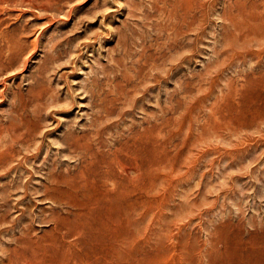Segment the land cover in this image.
<instances>
[{"label":"rangeland","instance_id":"rangeland-1","mask_svg":"<svg viewBox=\"0 0 264 264\" xmlns=\"http://www.w3.org/2000/svg\"><path fill=\"white\" fill-rule=\"evenodd\" d=\"M257 1L3 2L0 264L262 263L264 0ZM111 98L114 135L162 124L163 179L149 184L143 210L135 195L118 202L115 217L128 211L129 224L114 237L95 238L87 226L72 234L52 220L50 208L62 207L46 197L47 177L74 163L64 133L90 129ZM14 127L26 136L14 138Z\"/></svg>","mask_w":264,"mask_h":264},{"label":"bare ground","instance_id":"bare-ground-1","mask_svg":"<svg viewBox=\"0 0 264 264\" xmlns=\"http://www.w3.org/2000/svg\"><path fill=\"white\" fill-rule=\"evenodd\" d=\"M4 1L5 0H0V7ZM244 1L246 2V0ZM119 93L121 94V92ZM119 93L118 95H120ZM113 103H114V98H111L107 102H103L101 104L100 109L98 111V115L96 116L90 129L82 130L80 132H77L76 130H69L64 133L63 139H65L66 141V150H68L70 153H74L73 154L74 156L72 155L71 157V158H75L74 163L71 164L70 162L67 161L68 164L66 165V168L54 167L51 170L50 168L48 169V171L50 170V173L47 177L48 183L46 184V192L45 191L44 192L46 194V197L50 199L49 201H52L53 204H58L60 205L59 207H62L60 209L61 213L58 212L57 214H55L57 209L53 206L52 208H50V210L54 214L52 215L51 212L49 214L52 215V220L54 224L57 226V228L58 226L61 228H66V230H68V232L72 234L80 233L82 229H84L87 226L92 232V234L95 236V238H98L100 236L104 237L107 235L109 236L108 238L114 237L117 230L118 231L125 230L129 224L130 213L128 211H125L124 214H122L123 215L122 217L120 216L118 218L115 217L117 216L116 211L118 210V202L121 201L122 199H126L127 197H132L135 195L138 197L140 201L141 204L140 209L143 210L145 208V204L148 200V196L150 193L149 184L151 183V181L154 184V182L156 183L163 179V174H164L163 172L164 169L166 168V165H165V158L163 153V144L161 140L162 124L159 121V123L155 126L154 129H150L149 127H143L142 125H140L141 127H143L142 130H140V128L136 126H132V127L128 126L129 128L127 130H123V133L117 132L115 133L116 135H114L112 129L117 123H119V121L117 122L111 121L110 118L112 114L111 106L113 105ZM15 108L17 107L15 106ZM24 114L25 113L23 112V115ZM30 120H32V118ZM155 123H157L156 120ZM7 124L9 125V123ZM12 130H13L12 135H14V138L16 139H21V137L23 138L27 134V132L25 131L19 132L17 127H14ZM10 163H12V161ZM18 173L19 172H17V174ZM18 180L19 179H17V181ZM156 188H159V186H157ZM151 196L153 197L152 193ZM261 262H262L261 264H264V253L262 254Z\"/></svg>","mask_w":264,"mask_h":264}]
</instances>
